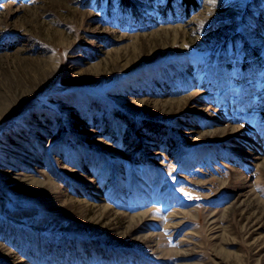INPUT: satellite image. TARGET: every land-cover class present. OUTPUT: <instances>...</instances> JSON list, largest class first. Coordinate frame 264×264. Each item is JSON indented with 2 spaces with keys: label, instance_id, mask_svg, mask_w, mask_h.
I'll list each match as a JSON object with an SVG mask.
<instances>
[{
  "label": "rangeland",
  "instance_id": "1",
  "mask_svg": "<svg viewBox=\"0 0 264 264\" xmlns=\"http://www.w3.org/2000/svg\"><path fill=\"white\" fill-rule=\"evenodd\" d=\"M134 1L0 0V264H264V0Z\"/></svg>",
  "mask_w": 264,
  "mask_h": 264
},
{
  "label": "trees",
  "instance_id": "2",
  "mask_svg": "<svg viewBox=\"0 0 264 264\" xmlns=\"http://www.w3.org/2000/svg\"><path fill=\"white\" fill-rule=\"evenodd\" d=\"M182 4L185 5L186 9L188 10L189 7H197L198 0H182ZM119 6L123 11L130 10L134 13V17H139V5L134 0H119ZM256 51V53H255ZM253 60L256 61L259 59L260 56L257 55V50L253 48L252 51Z\"/></svg>",
  "mask_w": 264,
  "mask_h": 264
}]
</instances>
